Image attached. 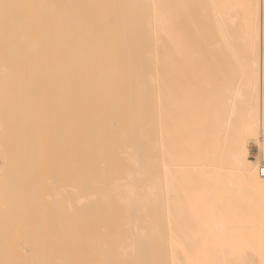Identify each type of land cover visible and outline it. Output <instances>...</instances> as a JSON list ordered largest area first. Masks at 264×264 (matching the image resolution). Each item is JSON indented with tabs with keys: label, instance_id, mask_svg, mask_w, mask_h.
<instances>
[{
	"label": "bare ground",
	"instance_id": "obj_1",
	"mask_svg": "<svg viewBox=\"0 0 264 264\" xmlns=\"http://www.w3.org/2000/svg\"><path fill=\"white\" fill-rule=\"evenodd\" d=\"M216 3L217 0H208V3H203V0H29V11L25 15L26 24H29L32 19H41L43 24L45 23L42 35L38 38L39 45L36 44L41 49L35 53L6 52L3 56L1 55L3 60L0 61V65L3 67L5 59L7 60V56H10L11 59L6 61L9 66L6 67L8 71L15 72V77H19V69L24 64L27 80L32 77L28 82V89H35L36 92L38 90L40 95V104L38 107H35V104L30 115L33 119L35 114L32 115V113L38 112L42 121L35 127L32 123L34 130H29L28 133L23 132L29 136L26 137L21 133L22 138H28V140L29 137L39 136V141L32 142L27 150L31 161L41 160L43 165L39 177L36 178V175L31 172V191L29 192L32 195L27 192L31 195L29 215L36 216V218L30 217L31 222L29 220L30 230L31 225H34L32 232L29 230L28 239L31 242L42 240L61 243H101L121 240L138 242L150 239L151 237L144 233L139 222L141 188L139 180L143 174L147 182L146 193L150 198L151 194L158 193L156 188L157 182L158 184L160 182L157 175L158 167H162L163 176L168 174L173 154L181 149V156L187 158L186 161L193 153H197L195 161L199 162L202 160L199 153L203 154V203L206 208L202 212L206 216L205 219L213 211L207 204L215 198L213 194L217 188L216 177L224 168L238 169L247 188L264 191V176H261L259 171L257 175L255 168L246 162L247 152L245 148L242 149L246 141L244 142L243 138L240 139V136L233 138L225 134L227 130L225 118L207 115L213 106L221 103L212 102L209 99L210 91L219 82H216L213 77L210 83L203 82V150L198 147V142L188 141L187 143V140L180 142L178 149L173 148L175 136L172 125L177 118L178 107L175 108L173 104L175 103L174 91L171 92L166 86L169 81L171 83L176 81L181 85L179 87L181 91L182 84L196 80L195 65L201 59L195 54L203 52V67L213 66L217 61L216 55L220 54V50H217L216 44H219L221 36L216 33L215 26L211 27L212 22L217 20L216 14L219 11ZM7 12L0 9V18H6L4 16ZM207 18L209 28L204 30ZM18 19H20L19 23H23V17ZM13 30H16V25L13 26ZM182 63L192 68V74L183 77L180 69ZM253 71L255 75L258 74L256 69ZM208 76L211 77V73L203 75V79ZM262 77L264 78V71ZM143 83L145 86L142 85ZM205 88H208V92ZM24 95L23 98L26 99ZM25 107L26 103L23 109L28 112V108L25 109ZM194 108L199 109L196 105ZM24 111L22 113H26ZM13 113L14 111L11 116ZM23 115L25 118L26 114ZM143 117L154 121L149 123V120L144 119L142 123ZM25 120H23L24 123L27 122ZM142 127H145L144 133H142ZM242 137L246 138L247 134ZM23 142L19 145L22 144L23 148H26V143ZM191 143L193 144L189 145ZM16 146L14 144L15 148ZM15 151L14 153L9 151L12 154H10L11 157L14 156ZM22 154L25 155V151ZM25 157L26 155L23 157L24 160H26ZM141 157L144 159L142 172ZM17 160L19 161V157ZM15 161L12 166L14 170L11 172L17 168H14V165L18 164V161L16 163ZM14 174H11L12 179ZM259 176L263 180H259ZM164 180H166L165 177ZM9 182L12 183V181ZM165 189H162L163 192ZM12 192L13 190H10L7 194L10 195ZM170 195L167 193L168 197ZM156 196L158 197L155 200L161 204L160 195L156 194ZM145 197L148 200L146 195ZM168 197L165 196V199L167 200ZM168 202L166 201L167 205ZM160 204L155 208L159 209V213L162 211V208L160 209L162 204L161 206ZM167 205L164 204V206ZM203 213L199 215L202 216ZM40 214L42 217L38 218ZM160 215V217L156 216L157 224L163 220L162 214ZM170 215H167L168 219H165L168 220L165 221V226L171 229L168 230L171 234H167L174 236V239L176 237L177 241L179 239L176 245L178 243L181 245L189 238L185 237L186 241L184 237L177 238L175 231L173 232L167 225L171 221ZM36 223H40V227ZM157 224L151 228L155 229L156 226L157 229L159 228L158 233L163 238L159 240L162 242L164 240L163 223ZM55 225L58 230L54 227ZM208 225L220 228L226 224L223 220H216ZM52 226L53 231L57 230L58 233L51 232L50 228L49 235L47 228ZM42 227L47 230L46 235H44L45 232L43 235L37 234ZM136 242H133L134 249L137 246H135ZM162 244L161 250L159 249L162 252L160 258L163 264H166L164 242ZM129 247L130 244L126 247L128 253ZM156 247L157 253L158 246ZM190 248L196 251L191 252L189 264H203V244L190 246ZM134 249L131 255L133 252L135 254L136 251L138 252V249ZM177 250L176 253L174 251L176 258L174 261L175 264L178 262L180 264L178 258L181 253L178 256ZM186 250L188 251V247ZM108 254V257L112 259L110 251ZM131 255L128 256V260L131 259ZM139 256L137 257L140 260ZM156 260L158 264V259ZM110 261L113 262V260ZM98 262L96 260V263ZM144 262L147 264V259H144ZM130 263L133 264L132 261ZM137 263L139 264V261Z\"/></svg>",
	"mask_w": 264,
	"mask_h": 264
},
{
	"label": "rangeland",
	"instance_id": "obj_2",
	"mask_svg": "<svg viewBox=\"0 0 264 264\" xmlns=\"http://www.w3.org/2000/svg\"><path fill=\"white\" fill-rule=\"evenodd\" d=\"M28 2L29 0H0V9L8 11L7 15L4 16L6 18H0V20H2L0 21V61L3 60L1 57L6 52L35 53L41 49L36 44L39 43L38 38L42 35V29L43 26L45 27V23L43 24L41 19H32L29 24H26L27 18L25 15L29 11ZM203 3H208V0H203ZM216 6L219 9L216 14L217 20L212 22L211 27L215 26L216 33L221 36L219 44H216L217 50H220V54L216 55L218 57L217 61L213 66L203 67V52L195 54L196 57H200L201 59V61L195 65L196 80L190 82L187 81L184 85L182 84L181 91H179L181 85L176 81L172 83L169 81V84L166 86L171 92L174 91L175 97L173 99H175V103L173 104L175 108L178 107V115L174 125H172L173 134L175 136L173 148H177L180 142L187 140V143L188 141L198 142V147L203 150V82L210 83L209 81H211L213 77L216 82H219L217 84L215 83L216 85H214L210 91L209 99L212 102L221 103L213 106L210 111H208L207 115H209V117L225 118L227 121V130L225 134L233 138L240 136V139L243 138V141H246L242 148L243 150L245 148V152H247L245 155L246 162L249 166L255 168L258 175V166L264 161V78L262 77L264 71V0H217ZM13 10H15L14 13ZM18 17H23V23H19L20 19H18ZM252 17L254 18L252 19ZM15 25L16 30L14 31L13 26ZM208 28L209 19L207 18L204 30H207ZM13 31L14 33H17L14 34ZM9 39H11L12 42ZM9 45H12V47H9ZM17 49H19V51H17ZM8 59H11V57L7 56V60ZM7 60L5 59L3 67L0 65V191H3L0 192V264H112L113 262V264H125L126 262V264H131V261L133 264H138V261L139 264H144V259H147V264H157L156 259H158V264H163V260L160 258L162 252L159 251L162 242H164L165 246L166 264H175L174 260H176V258L174 257V251L176 253L177 249V251H179L177 252V254H179L178 256H180L181 253L180 257L182 258H178L180 264H189L191 252L196 251L192 250L190 246H199L201 244H203V264H264V191L250 187L247 188L242 174L238 169L234 170L231 167L229 169L224 168L216 177L217 188L214 190L213 194L215 195V198L207 204V206L212 208L213 211L211 214L207 215V219H205L206 216H204V213L202 212L204 211V208H206L205 203H203V154L201 152L199 153V156L202 157V160L199 162L195 161L197 153H193L190 156V159L186 161L185 159L187 158L181 156L182 149L177 150V152L173 154V161L170 165V172L168 174L163 176V174H161L162 167L160 166L157 169V175L160 182L159 184L158 182L156 184L158 190V193L156 192V194L160 195L159 198L161 201H159L162 206L158 200H155L158 197L155 193L151 194V198L147 195V182L145 181L143 174L139 180V185L141 187L138 212L140 217L139 222L144 233L146 232L149 234V237H151L150 239L148 238L138 242L128 240L117 242L108 241L110 243L108 248L111 249L108 250L111 252L112 259L108 257L109 251L106 249L108 242L106 241L101 243H61L40 240V244L38 241L31 242L28 239L30 230L29 220L31 222L30 217L36 218V216L32 217L29 215V200L32 195V193L29 192L31 191L30 175L31 172H33L36 175V178L39 177L43 165L41 160L31 161L29 151L27 150L32 142L39 141V136L34 138L29 137L28 140V138H22L21 133L24 136L26 135V137L27 135L29 136V134L26 133L35 129L32 128V123H34L35 127V125L37 126L42 121L40 113L34 111V113H32V115L35 114L33 119L30 115L35 104V107H38V104H40V95L38 90L36 92L35 89H28V82H30L29 80L32 79V77L27 80L28 78L27 75H25L26 71L24 64L19 69V77H15V72L11 70L12 74H10L11 71H8V68L6 67L9 66L6 64ZM180 69L183 73V77L187 74H192L193 72L192 68L190 69L184 66L183 63L180 66ZM255 69L258 72L257 75H255L253 71ZM209 73H211V77L208 76V78L203 79V75H209ZM262 78L263 80H261ZM21 84H25V86H21ZM142 85L145 86V83ZM23 90L24 93L26 91L25 95ZM205 91L208 92V88H205ZM23 95L27 98L24 99ZM29 97L31 99H29ZM227 98L229 99L228 101L226 100ZM23 99L24 101L26 100L25 109L28 108L27 111L29 110V113L23 109L25 104ZM11 101L12 110L14 111L12 115L14 116L13 119L11 118V113L13 112H11ZM195 105L199 109H195ZM23 111L26 113H22ZM23 114H26L25 118L23 117ZM27 116H29V118ZM22 117L23 119H21ZM25 119L27 122L24 123L23 120ZM144 119L145 121L149 120V123L154 121L153 119L151 120L143 117L142 123L144 122ZM14 124L15 126H13ZM20 125H22V131ZM141 129L142 133H144L145 127H142ZM246 134V138L242 137ZM22 142L26 143V146L24 145L26 148H23L22 144L19 145ZM9 144L13 146L14 150ZM14 144L17 145L16 148L14 147ZM192 144L193 143L189 145ZM1 145H8V147L4 146L2 148ZM15 149H17V151H15ZM22 149L24 150L22 151ZM9 151H11V153H14L15 151L16 155L14 154V156L11 157ZM24 151L26 160L23 158L25 155L22 154ZM18 157L19 161L17 160ZM1 158H3V160ZM8 158H10V160ZM14 160H16L15 163L18 161L17 166L14 165V168L17 167L15 169L16 172H11L14 170L12 169ZM140 160V168L142 172L144 171L143 157H141ZM22 161L24 162L22 163ZM26 164L27 167H25ZM9 167L11 168L10 170L8 169ZM11 174H14L13 179L11 178L13 175ZM164 177L166 180H164ZM258 179L263 180L260 176ZM9 181H12V183ZM39 181L41 182V179H39ZM13 184L16 185L13 187ZM7 189L8 191H6ZM162 189H165V191L163 192ZM10 190H13L14 193L12 192V194L10 193V195H8L9 193L7 194V192H10ZM27 192L31 195H28ZM167 193L168 195H171L168 197ZM145 195L148 200H146ZM163 195L168 197L167 200ZM10 196L11 198H9ZM7 200L10 205L12 204L11 206H8L9 204L7 203ZM164 200L167 202L169 201L168 205L166 201L164 203ZM157 203L160 204V209L162 208V211H160L161 213H159L158 208L155 209L158 205ZM164 204L169 207L167 208ZM6 205L8 206L7 209ZM165 209H169L167 213ZM155 213L157 214L155 215ZM202 213V216L199 215ZM160 214H162L163 220H161V222L159 221V223H163V228H161L164 229V234L160 230L163 234L162 236H164L162 242L160 240L163 238H161L158 233L159 228L157 229V226L155 229L151 228L157 224L158 219L156 216L159 215L160 217ZM40 215H37L38 218L42 217V214ZM167 215L171 216L169 219L172 221L171 223L169 220L170 223L168 222L167 225L172 228L173 232L175 231L177 238H189L187 241L185 239V243L180 240L184 245L181 244V246L178 245V243L177 246L176 243L179 239L177 241L175 240L176 237L174 239V236H168L167 233H169L168 230L170 228L165 226V221H168L165 220L168 217ZM216 220H223L226 225H222L220 228H216V226L209 227L211 225L208 224ZM37 225L40 227V223ZM206 226L208 227L206 228ZM44 227H42L43 229L41 228L42 232H40V228L39 230L35 229L39 231L37 234L41 233L43 235V232H45L44 235H46L47 230H45L46 227L45 229ZM54 227H56V225ZM54 227H48L47 229H49V232H47V234H51V232H56L58 230V227H56L57 230L53 231ZM33 228L34 225H31V230ZM33 232L37 231L33 230ZM169 234H171V232ZM193 238L195 241H193ZM159 241L161 242L160 245ZM192 241L194 245L193 243L190 244ZM133 242H136L135 246L137 245L136 249H138V252L136 251V254L133 252V255H131L132 250L135 248ZM128 243L130 244L129 253L128 250H126V247L129 246ZM142 243H144V245ZM124 245L127 246L125 247ZM155 246H158L157 253V247L155 248ZM176 246L178 247L177 249ZM143 247H145V250H143ZM187 247L188 251L186 250ZM185 251H187V253ZM144 252L147 255H144ZM64 253L65 255H63ZM155 254L158 255L156 256ZM130 255L131 259L134 256L132 260L130 258L128 260V256L130 257ZM136 255H140V260ZM66 257L67 260H65ZM96 260L99 262L96 263ZM107 260L109 262H111L110 260H113V262L109 263ZM177 264H179V262Z\"/></svg>",
	"mask_w": 264,
	"mask_h": 264
},
{
	"label": "built area",
	"instance_id": "obj_3",
	"mask_svg": "<svg viewBox=\"0 0 264 264\" xmlns=\"http://www.w3.org/2000/svg\"><path fill=\"white\" fill-rule=\"evenodd\" d=\"M258 171L261 174V176H264V161L259 164Z\"/></svg>",
	"mask_w": 264,
	"mask_h": 264
}]
</instances>
